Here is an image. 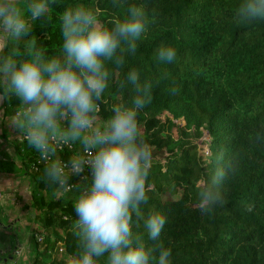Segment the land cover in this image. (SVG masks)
Here are the masks:
<instances>
[{"label": "trees", "instance_id": "16d2710c", "mask_svg": "<svg viewBox=\"0 0 264 264\" xmlns=\"http://www.w3.org/2000/svg\"><path fill=\"white\" fill-rule=\"evenodd\" d=\"M75 2L58 0L46 19L33 24L37 45L49 55L62 43L59 16ZM92 2L106 22L123 18L133 3L142 4L152 21L136 54L127 57L123 69H114L98 115L106 118L113 103L128 100L130 87L121 89L119 83L129 69L138 68L153 80V101L139 116L153 149L145 208L166 216L161 239L171 248V264H264V22L237 25L233 16L239 0H127L123 8L113 7L111 0ZM166 44L177 49L171 64L157 60V50ZM18 106L15 97L5 100L0 122ZM179 117L181 127L173 122ZM171 127L178 131L176 138L164 133ZM203 130L212 138L213 152L221 147L238 152L240 165L223 189L224 205L202 216L196 185L212 167L197 154L195 139ZM12 145L19 167L0 162V170L21 168L28 176L31 232L42 237L40 242L32 238L23 262L13 264H66L78 244L72 230L76 190L60 192L43 181L44 165L35 164L38 153L22 137ZM76 150L60 155L68 161ZM70 182L80 181L73 177ZM134 231L148 240L142 224ZM57 241L63 242V259L53 255ZM98 264H106V257Z\"/></svg>", "mask_w": 264, "mask_h": 264}, {"label": "clouds", "instance_id": "9594fccd", "mask_svg": "<svg viewBox=\"0 0 264 264\" xmlns=\"http://www.w3.org/2000/svg\"><path fill=\"white\" fill-rule=\"evenodd\" d=\"M111 2L123 8L127 0ZM57 3L0 0V103L19 101L9 127L44 162L41 179L60 192L76 190L72 230L78 244L66 264H98L102 257L106 264H171V248L161 239L166 216L145 208L153 149L139 116L153 101V80L129 69L119 83L130 87L128 100L113 103L106 118L98 115L114 69L125 67L148 31L149 14L133 3L123 18L106 22L92 0H76L59 16L62 43L49 55L37 45L33 24ZM233 20L248 26L264 22V0H239ZM156 55L161 64H171L177 49L161 45ZM211 143L210 136L207 145L201 142L200 154L212 165L196 185L202 216L224 205L223 189L240 165L238 152L224 147L213 152ZM65 146L77 149L68 161L60 155ZM73 177L80 182L71 183ZM141 224L147 241L134 231ZM21 254L22 249L15 253Z\"/></svg>", "mask_w": 264, "mask_h": 264}, {"label": "crops", "instance_id": "0c3cea01", "mask_svg": "<svg viewBox=\"0 0 264 264\" xmlns=\"http://www.w3.org/2000/svg\"><path fill=\"white\" fill-rule=\"evenodd\" d=\"M15 138L17 135L9 127V118L0 122V162L12 168H18L20 162L12 145ZM31 203V183L25 172L21 168L13 172L0 170V264L22 263L27 255L33 240ZM18 249H22L20 256L15 255Z\"/></svg>", "mask_w": 264, "mask_h": 264}, {"label": "rangeland", "instance_id": "374dc122", "mask_svg": "<svg viewBox=\"0 0 264 264\" xmlns=\"http://www.w3.org/2000/svg\"><path fill=\"white\" fill-rule=\"evenodd\" d=\"M167 116H170L169 114L165 113ZM161 119L164 118V113L160 115ZM173 122L178 126L181 127L183 125L182 119L179 117L177 119H174ZM188 130V129H187ZM186 130V131H187ZM165 135H171L174 138H176L178 136V131L175 129V127H171L170 129H168V131L164 132ZM209 137L208 133L203 130L202 131V135L199 138L195 139V143L197 144V154L201 156V142L203 141L205 145H207V138ZM201 160L205 161L204 158L201 156ZM61 253V252H60ZM64 254L60 255V254H56V256L54 255V257H57L59 259H63L64 258ZM66 257V256H65Z\"/></svg>", "mask_w": 264, "mask_h": 264}, {"label": "built area", "instance_id": "2783aa9c", "mask_svg": "<svg viewBox=\"0 0 264 264\" xmlns=\"http://www.w3.org/2000/svg\"><path fill=\"white\" fill-rule=\"evenodd\" d=\"M17 112V111H16ZM16 112L14 113V115L16 114ZM23 139V138H22ZM73 148H69L67 146L63 147L60 151H63V150H72ZM35 164H42L44 165V162L40 159V156L39 154L37 155L36 157V160H35ZM32 238L36 241V242H40L41 241V235L38 234V233H32ZM61 252V253H60ZM56 254H64V245H63V242L61 241H57L56 243V246L54 248V251H53V255L56 256Z\"/></svg>", "mask_w": 264, "mask_h": 264}, {"label": "water", "instance_id": "95a60500", "mask_svg": "<svg viewBox=\"0 0 264 264\" xmlns=\"http://www.w3.org/2000/svg\"><path fill=\"white\" fill-rule=\"evenodd\" d=\"M2 104H3V103H0V108L2 107ZM15 242H16V240H15Z\"/></svg>", "mask_w": 264, "mask_h": 264}]
</instances>
